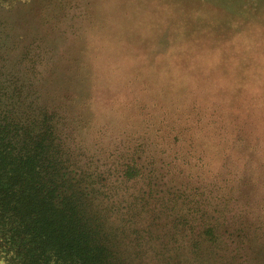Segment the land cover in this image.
Returning <instances> with one entry per match:
<instances>
[{"label":"trees","instance_id":"obj_1","mask_svg":"<svg viewBox=\"0 0 264 264\" xmlns=\"http://www.w3.org/2000/svg\"><path fill=\"white\" fill-rule=\"evenodd\" d=\"M95 1L36 0L126 59L108 141L54 29L6 18L33 0H0V264H264V0Z\"/></svg>","mask_w":264,"mask_h":264},{"label":"rangeland","instance_id":"obj_2","mask_svg":"<svg viewBox=\"0 0 264 264\" xmlns=\"http://www.w3.org/2000/svg\"><path fill=\"white\" fill-rule=\"evenodd\" d=\"M19 4L21 7L18 9L15 8L9 11L3 10L6 18L9 21H13L19 28V31L22 30L21 28H25L26 24L29 23L32 26L40 25L38 22L40 21L38 18L39 6L36 0H33V3L20 2ZM32 4L34 6H32ZM103 4L105 5L103 0L95 1L97 15L98 17L100 15L101 18ZM58 20L56 23L47 22L42 23V26L40 25L41 28H43V30H41L42 34L52 28L56 32L50 33L48 39L53 47L54 56L57 55V61L61 59L62 62V68L58 71L55 69L54 71V75H56L53 77L54 81L55 83L60 82L63 87L72 84L71 87H66L65 90L68 91V93L71 91L73 93L72 96L74 100L69 103L68 107L71 109L70 114L77 118L81 115L78 111L82 107L80 97H78L79 94L80 96L81 94H91V98L95 99V101H93L94 104L89 114L94 115L96 119L99 118L103 121L102 118H105V120H112L114 123V126H112L113 123L110 122V128L108 127V131L105 132L106 141H108L110 140L109 138H114L115 136L113 135L117 134L120 129L124 128L122 124H119L122 122H117L118 119L122 118L124 122H131L133 120L131 116L130 118L128 117V119L125 117L130 111L136 115L134 122H137V118L139 117L136 108H134L131 103H128V98L125 95L127 87H124V84H127L126 76L128 75L127 73L123 75V71L128 67L127 65L123 67L122 63L126 59L114 45L109 44L108 46H102V37H97L95 35L97 28L89 30L90 28L83 27L81 39L75 40L73 38L75 33L74 35L70 33L72 28L69 26L71 23L76 26L74 19L67 20L65 18L60 22H58ZM61 30H64V32L59 33ZM67 33H70L69 37ZM61 34L65 38H59ZM101 54H103V56H101ZM93 67L94 70L90 71ZM80 71L83 73L90 71V77L85 74H79ZM70 77H72V80ZM84 81H87L89 85L85 90H82L81 87ZM140 83L139 78L138 85H140ZM129 84H131V82ZM81 116L86 118L84 114ZM205 121L206 117L203 118L202 125H205ZM209 127H211L210 124Z\"/></svg>","mask_w":264,"mask_h":264}]
</instances>
